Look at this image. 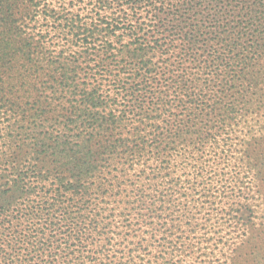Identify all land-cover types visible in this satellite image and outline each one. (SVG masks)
<instances>
[{
	"label": "trees",
	"instance_id": "1",
	"mask_svg": "<svg viewBox=\"0 0 264 264\" xmlns=\"http://www.w3.org/2000/svg\"><path fill=\"white\" fill-rule=\"evenodd\" d=\"M0 264H264V0H0Z\"/></svg>",
	"mask_w": 264,
	"mask_h": 264
}]
</instances>
